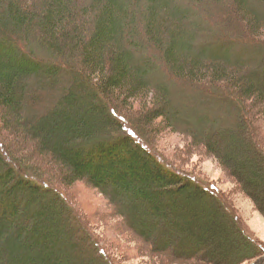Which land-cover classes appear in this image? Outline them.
I'll return each mask as SVG.
<instances>
[{
	"label": "trees",
	"instance_id": "1",
	"mask_svg": "<svg viewBox=\"0 0 264 264\" xmlns=\"http://www.w3.org/2000/svg\"><path fill=\"white\" fill-rule=\"evenodd\" d=\"M196 1L229 2L246 44L264 50L257 0ZM206 25L184 0H0V264H123L95 228L110 215H87L79 183L161 264L264 263L227 194L158 143L167 130L191 135L264 210V65L236 53L238 37L209 42ZM151 48L178 90L209 89L236 115L183 114L163 64L139 56Z\"/></svg>",
	"mask_w": 264,
	"mask_h": 264
},
{
	"label": "rangeland",
	"instance_id": "2",
	"mask_svg": "<svg viewBox=\"0 0 264 264\" xmlns=\"http://www.w3.org/2000/svg\"><path fill=\"white\" fill-rule=\"evenodd\" d=\"M184 2L194 7L197 13L201 14L207 21L206 26L211 30H208L207 35L203 36L209 42L214 43L223 36L238 37L241 46L237 48L236 53L245 54L249 60H253L252 62L256 66L264 65V50L246 44L252 42V40L249 38L239 16L236 15V10H233L229 2L214 4L212 2L208 4L198 3L196 0H184ZM254 4L264 11V6L260 1L257 0ZM145 20L146 14L141 13V25L145 23ZM148 53L154 55L161 65L163 64L157 75L160 79L171 82L174 92L172 101L183 111V114L194 118L193 113L195 114L196 111L210 112L213 116L218 117L216 123H222V119L226 120V117L236 115L238 110L231 106L229 108L227 106L229 101L224 96L216 94L218 96L214 97L209 89L202 91L191 85L192 87L178 90L181 80L175 78L172 70L166 66L162 52L156 48L143 49L139 51V56H147ZM257 120L261 137L264 139V116H259ZM163 136L164 134H161L158 139L161 148L165 149L188 169L213 182L219 192L226 193L229 203L236 209L248 229L264 242V210L258 201L245 191L240 180L230 169L221 163L219 157L211 153L206 145L195 146V139L189 134L179 132L171 135V132L167 130L165 131V137ZM72 190L75 196L83 202L84 210L90 217L94 218L98 216V213L101 216L105 212L110 215L108 217L109 222L94 223L95 228L104 239L112 244L123 264L162 263V255L151 252V247L125 225L123 219L113 211V206L109 203V200L98 189L85 183H79ZM126 251H128L127 254ZM251 262L246 261L242 264H250Z\"/></svg>",
	"mask_w": 264,
	"mask_h": 264
}]
</instances>
